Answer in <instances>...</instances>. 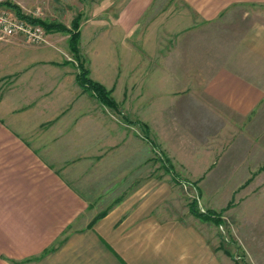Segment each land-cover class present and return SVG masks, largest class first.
<instances>
[{
    "label": "rangeland",
    "instance_id": "rangeland-1",
    "mask_svg": "<svg viewBox=\"0 0 264 264\" xmlns=\"http://www.w3.org/2000/svg\"><path fill=\"white\" fill-rule=\"evenodd\" d=\"M120 1L0 0L17 4L26 15L67 26L81 12L78 48L89 76L110 90L130 119L100 104L89 91L73 93L71 101L88 105L89 121L79 134L86 141L73 139L76 126L67 128L51 159L58 174L87 201L90 222L143 181L167 183L169 214L198 219L207 235L214 234L213 241L229 248L235 262L264 264V157L255 158L256 145H264L259 137L264 127L253 125L252 138L245 140L240 124L229 128L217 112L197 104L218 63L213 58L221 48L228 52L253 25L264 24V3L233 5L219 20L195 32L185 30L177 41L175 32L162 29L161 23L177 6L186 7L184 2L153 0L130 29L128 15L119 11L126 1ZM12 41L30 53L39 51L41 58L46 52L51 60L65 61L66 77L78 71L66 32H46L38 44L21 36L0 40ZM161 71L172 77H161ZM161 104L168 108L160 110ZM244 162L243 173L231 172L232 163ZM192 201L199 211L220 213V223L194 215Z\"/></svg>",
    "mask_w": 264,
    "mask_h": 264
},
{
    "label": "crops",
    "instance_id": "crops-1",
    "mask_svg": "<svg viewBox=\"0 0 264 264\" xmlns=\"http://www.w3.org/2000/svg\"><path fill=\"white\" fill-rule=\"evenodd\" d=\"M125 1L119 11L128 15L132 29L153 0L118 3ZM181 1L186 7L177 6L161 23L162 29L175 32L177 41L185 30L195 32L219 20L233 5L264 3ZM42 54L26 51L19 42H0V264H240L227 246L212 240L214 234L201 229L198 219L167 212L168 187L162 181H143L90 222L87 201L51 160L67 128L76 126L73 139L83 138L79 134L89 121L88 105L71 99L87 91L77 84V72L64 75L65 61ZM213 59L218 63L197 104L217 112L229 128L240 124L249 140L253 125L264 127V24L247 29L228 52L221 48ZM159 73L172 77L170 71ZM255 153L262 159L264 145H256ZM246 167V162L232 163L230 170L243 173Z\"/></svg>",
    "mask_w": 264,
    "mask_h": 264
},
{
    "label": "trees",
    "instance_id": "trees-1",
    "mask_svg": "<svg viewBox=\"0 0 264 264\" xmlns=\"http://www.w3.org/2000/svg\"><path fill=\"white\" fill-rule=\"evenodd\" d=\"M0 4H5L8 7L12 8L15 13L32 23L40 24L46 32H66L69 34V49L74 54L75 60L77 61V73L75 75V80L77 84L81 87L83 91H89L100 103L113 109L125 120L130 121L122 112L116 102L112 97L111 92L107 89L102 83L92 79L89 76V70L85 67L84 60L79 52L78 41L80 37V20L82 17L81 13H77L71 20L70 26H66L63 23L55 21H43L38 17H32L24 14L20 7L17 4H12L9 2H0ZM190 211L197 217L204 220H211L214 223H220L221 215L220 213L215 212L212 209H207L206 211H199L194 204V201L191 202Z\"/></svg>",
    "mask_w": 264,
    "mask_h": 264
},
{
    "label": "built area",
    "instance_id": "built-area-1",
    "mask_svg": "<svg viewBox=\"0 0 264 264\" xmlns=\"http://www.w3.org/2000/svg\"><path fill=\"white\" fill-rule=\"evenodd\" d=\"M45 35L46 31L40 24L19 17L8 6L0 8V40L21 36L28 43L38 44L45 41Z\"/></svg>",
    "mask_w": 264,
    "mask_h": 264
}]
</instances>
